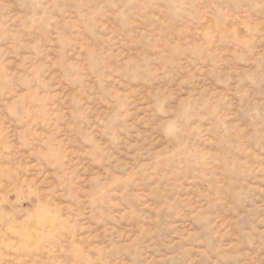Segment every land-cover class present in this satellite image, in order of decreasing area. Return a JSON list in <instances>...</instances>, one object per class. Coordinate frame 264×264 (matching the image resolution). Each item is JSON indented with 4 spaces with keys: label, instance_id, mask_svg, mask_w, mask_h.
<instances>
[{
    "label": "rangeland",
    "instance_id": "obj_1",
    "mask_svg": "<svg viewBox=\"0 0 264 264\" xmlns=\"http://www.w3.org/2000/svg\"><path fill=\"white\" fill-rule=\"evenodd\" d=\"M0 264H264V0H0Z\"/></svg>",
    "mask_w": 264,
    "mask_h": 264
}]
</instances>
